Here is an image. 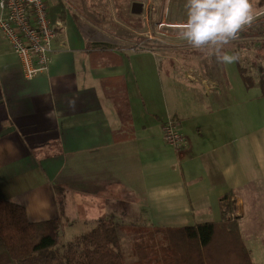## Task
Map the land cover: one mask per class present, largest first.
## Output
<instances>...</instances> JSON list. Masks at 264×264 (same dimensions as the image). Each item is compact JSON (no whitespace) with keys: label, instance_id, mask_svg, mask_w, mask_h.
Instances as JSON below:
<instances>
[{"label":"crops","instance_id":"crops-1","mask_svg":"<svg viewBox=\"0 0 264 264\" xmlns=\"http://www.w3.org/2000/svg\"><path fill=\"white\" fill-rule=\"evenodd\" d=\"M45 1L62 26L46 73L23 79L0 39V199L31 223L58 221L68 243L108 217L141 228L218 222L233 191L251 263L264 264L262 44L255 62L225 45L238 57L229 75L181 38L186 0ZM168 119L179 156L162 141ZM0 264H14L1 246Z\"/></svg>","mask_w":264,"mask_h":264},{"label":"trees","instance_id":"trees-1","mask_svg":"<svg viewBox=\"0 0 264 264\" xmlns=\"http://www.w3.org/2000/svg\"><path fill=\"white\" fill-rule=\"evenodd\" d=\"M218 204V222L141 228L120 227L108 217L64 243L58 221L31 223L23 207L0 199V246L14 264H127L118 236L126 230L132 264H252L233 216L235 192Z\"/></svg>","mask_w":264,"mask_h":264},{"label":"built area","instance_id":"built-area-1","mask_svg":"<svg viewBox=\"0 0 264 264\" xmlns=\"http://www.w3.org/2000/svg\"><path fill=\"white\" fill-rule=\"evenodd\" d=\"M61 28L51 21L45 0H0V39L17 58L25 80L46 73ZM160 132L164 144L179 156L184 140L176 124L168 119Z\"/></svg>","mask_w":264,"mask_h":264},{"label":"clouds","instance_id":"clouds-1","mask_svg":"<svg viewBox=\"0 0 264 264\" xmlns=\"http://www.w3.org/2000/svg\"><path fill=\"white\" fill-rule=\"evenodd\" d=\"M186 21L178 28L180 36L195 49L215 54L224 64L238 57L222 49L235 40L254 19L252 0H186Z\"/></svg>","mask_w":264,"mask_h":264},{"label":"rangeland","instance_id":"rangeland-1","mask_svg":"<svg viewBox=\"0 0 264 264\" xmlns=\"http://www.w3.org/2000/svg\"><path fill=\"white\" fill-rule=\"evenodd\" d=\"M252 3H253L254 16H255L253 23L250 26H247L248 29L246 30L245 33H242L241 35L239 33L238 38L236 40L230 41L229 44L234 49H236L237 54L241 53L242 51H243V53H246V55L250 54V56L252 57L251 61L253 60V62H255L257 59L256 56L258 55V51L256 50L257 44H259V45L262 44V47L264 50V0H252ZM259 12H260V14H259ZM126 24H129V23H126ZM134 25L137 29H140V30L144 29V26H145L143 21L142 22L137 21L136 23H134ZM163 31H165V30H163ZM126 38H127V36H126ZM132 38L135 40V42L136 41H138V42L141 41V43L145 42L144 39H138L136 37H132ZM239 38H240V40H239ZM241 38H244L245 40H241ZM161 41H164V38H161ZM249 43H250V45H249ZM150 44L153 45L154 43H150ZM246 44L249 45L248 47L252 51L247 52L249 50V48H247V47L244 48V46H246ZM176 54L178 56L180 55V53H176ZM204 54H206V53H204ZM230 54H232V53H230ZM206 56L207 55H205V57ZM263 56H264V53H263ZM172 58L174 59V58H180V57L173 55ZM215 59H217L216 56H215ZM247 60H248V58H247ZM225 66H226V69H225L226 73L229 75H232L233 63L226 64ZM228 67L230 68V71L227 70ZM261 216L264 218V208L261 211ZM133 222H134V220H133ZM139 224H141V223H139ZM93 227H94V223H93V225H91V227L83 228V230L89 231ZM118 236H119V240H120L121 249L124 252L127 264L134 263L135 260L132 259V261H131V256H130L131 251H132V246L130 243L131 238H130L129 233L126 230H118Z\"/></svg>","mask_w":264,"mask_h":264}]
</instances>
